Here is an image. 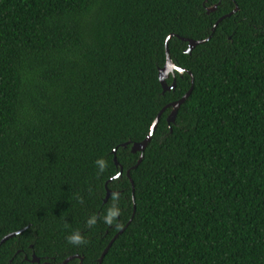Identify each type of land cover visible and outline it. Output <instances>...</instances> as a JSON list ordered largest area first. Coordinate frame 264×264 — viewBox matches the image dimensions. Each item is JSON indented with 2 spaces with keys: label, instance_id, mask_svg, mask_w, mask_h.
Listing matches in <instances>:
<instances>
[{
  "label": "trees",
  "instance_id": "16d2710c",
  "mask_svg": "<svg viewBox=\"0 0 264 264\" xmlns=\"http://www.w3.org/2000/svg\"><path fill=\"white\" fill-rule=\"evenodd\" d=\"M122 230L102 264H264V0H0V264Z\"/></svg>",
  "mask_w": 264,
  "mask_h": 264
},
{
  "label": "water",
  "instance_id": "95a60500",
  "mask_svg": "<svg viewBox=\"0 0 264 264\" xmlns=\"http://www.w3.org/2000/svg\"><path fill=\"white\" fill-rule=\"evenodd\" d=\"M207 1V0H206ZM216 8H217V6H214V7H212V8H209L208 9V13H210V12H213V11H215L216 10ZM237 11V9L235 10V11H233L230 15H228L227 17H230L232 14H234L235 12ZM224 18H222V19H220L217 23H216V25H215V27H214V29H213V32H215V30H216V28H217V26H218V24L223 20ZM173 37V35H171L170 37H168V39H167V41H166V56H167V61H166V65H165V67L163 68V69H161L160 71H159V80H160V83H161V85H162V87H163V92L165 93V92H168V91H173V90H175L176 89V78H175V72H178V73H180V75H183L184 74V70H182V69H180L179 67H177L173 62H172V60H171V57H170V53H169V48H168V46H169V41H170V39ZM181 40H183V41H186L185 39H181ZM203 43V41H192V40H190L189 41V49H188V51H187V53H190L196 46H198V45H200V44H202ZM170 75H172L173 76V83H172V85L171 86H169L168 84H167V80L170 78ZM193 87H194V80H193V78H192V88L190 89V91L181 99V100H179V101H177V102H175V103H173L172 105H171V107H172V112H171V114L169 115V117H168V123H169V125H171V124H174L175 123V121H176V117H177V114H178V111H179V108L188 100V98L190 97V95L192 94V91H193ZM165 111V109L158 115V117L156 118V120H155V122L153 123V125H152V127H151V132H150V134L147 136V138L142 142V143H139V144H134L133 146H132V149H131V151H132V153H141V156H140V159H139V161H138V163H137V165L134 167V169H136L140 164H141V162H142V160H143V158H144V152H145V150H146V148L148 147V145L150 144V142H151V140H152V138H153V136H154V134H155V131H156V129H157V126H158V124H159V121H160V117H161V115L163 114V112ZM127 146V145H126ZM114 154H116V152H114ZM115 163H116V165H118V162H117V158L115 157ZM122 171H123V169L121 168V172L119 173V175L117 176V177H120L121 176V174H122ZM127 175H128V177H130V171L127 173ZM116 177V178H117ZM130 180H131V183H132V185H133V187H134V184H133V181H132V179H131V177H130ZM111 196V192H109L108 191V193H107V197H106V199H105V202H107V200L109 199V197ZM133 200H135L134 199V190H133ZM131 223V221L129 222V224ZM128 226V225H127ZM123 230H125V229H123ZM123 230L111 241V243L109 244V246H108V248L104 251V253H103V255H102V257H101V259L99 260V264H102V262H103V259L105 258V256L107 255V253H108V251H109V249L111 248V246H112V244L115 242V240L118 238V236L120 235V234H122V232H123ZM17 234H21V232H19V233H15V234H11V235H9L8 237H6V238H4L3 240H2V242L0 243V245L1 244H3V243H5L6 241H8L10 238H12V237H15ZM76 258H78V257H71V258H69V259H67L63 264H67V263H69V262H71L72 260H74V259H76ZM32 262H36V263H39L40 261L38 260V259H36V257H34V259H33V261ZM81 262H82V260H81Z\"/></svg>",
  "mask_w": 264,
  "mask_h": 264
},
{
  "label": "clouds",
  "instance_id": "9594fccd",
  "mask_svg": "<svg viewBox=\"0 0 264 264\" xmlns=\"http://www.w3.org/2000/svg\"><path fill=\"white\" fill-rule=\"evenodd\" d=\"M120 215V211L117 207L110 208L106 214V216L103 217L104 222L108 225H112L115 221V219ZM97 222V217L93 216L91 219L88 220V226L93 227ZM67 242L72 245H83L87 243V240L84 238V236L79 232L75 231L72 234H70L67 237Z\"/></svg>",
  "mask_w": 264,
  "mask_h": 264
}]
</instances>
